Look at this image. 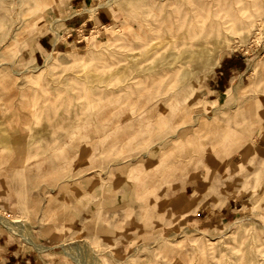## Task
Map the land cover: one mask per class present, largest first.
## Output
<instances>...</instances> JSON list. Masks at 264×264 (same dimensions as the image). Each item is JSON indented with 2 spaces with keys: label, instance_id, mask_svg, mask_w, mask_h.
<instances>
[{
  "label": "rangeland",
  "instance_id": "obj_1",
  "mask_svg": "<svg viewBox=\"0 0 264 264\" xmlns=\"http://www.w3.org/2000/svg\"><path fill=\"white\" fill-rule=\"evenodd\" d=\"M21 2L0 0V232L69 264H264V0Z\"/></svg>",
  "mask_w": 264,
  "mask_h": 264
},
{
  "label": "crops",
  "instance_id": "obj_2",
  "mask_svg": "<svg viewBox=\"0 0 264 264\" xmlns=\"http://www.w3.org/2000/svg\"><path fill=\"white\" fill-rule=\"evenodd\" d=\"M78 4L80 2L77 1ZM73 8V6H71ZM102 12L98 11L94 14L93 17L86 16V12L74 13L67 17L64 20V29L63 33H66V36L63 40L53 42L51 38L42 36L38 41L35 55H41L42 51L46 48L54 49L55 47L68 48L76 46L77 43H80L81 40L78 39V31H84L89 26L101 25L104 19L106 18ZM224 68L218 72L220 76L217 77V80H213L212 90L215 91V88L219 85L224 87L225 78L222 77L223 72L227 74L228 72H233L237 70L236 64L233 63L232 59H226L223 62ZM0 264H69L62 256L57 254L47 252L39 253L35 250H30L24 248L18 241L11 240L4 232H0Z\"/></svg>",
  "mask_w": 264,
  "mask_h": 264
},
{
  "label": "bare ground",
  "instance_id": "obj_3",
  "mask_svg": "<svg viewBox=\"0 0 264 264\" xmlns=\"http://www.w3.org/2000/svg\"><path fill=\"white\" fill-rule=\"evenodd\" d=\"M20 2H21V0H20ZM6 3H7V1H6ZM21 3H22V2H21ZM103 3H107V2H103ZM17 4H18V3H17ZM22 4H23V3H22ZM107 4H108V3H107ZM4 5H5V4H4ZM8 5H9V4H8ZM19 5H20V4H19ZM101 6L104 7L105 9L107 8V6H105L104 4H101ZM17 7H18V6H17ZM108 8H109V7H108ZM220 12H221V11H220ZM8 15H9V14H8ZM226 15H227V14H226ZM231 15H232V14H231ZM229 18H230V17H229ZM233 20H234V19H233ZM240 21H241V19H240ZM188 23H189V22H188ZM241 23H242V22H241ZM241 23H240V25H241ZM246 23H249V24H250V21H249V22H248V21L245 22V24H246ZM222 24H223V23H222ZM249 24H248V25H249ZM248 25H247V26H248ZM187 26H190V25L187 24ZM187 26H186V27H187ZM218 26H219V25H218ZM226 26H229V25H226ZM171 27H172V26H171ZM171 27H169V28H171ZM243 27H244V26H243ZM192 28H193V26H192ZM216 28H217V27H216ZM220 28H221V27H220ZM240 28H241V27H240ZM245 28H246V25H245ZM247 28H248V27H247ZM176 29H177V31L179 30L178 28H176ZM168 30H169V29H168ZM192 30H193V29H192ZM224 30H225V29H224ZM217 31H219V30L217 29ZM191 32H192V31H191ZM193 32H194V31H193ZM177 34H178V33H177ZM195 34H196V33H195ZM218 34H219V33H218ZM183 35H184V34H183ZM219 35H220V34H219ZM193 36H195V35H193ZM193 36H191V37H193ZM81 38H82V37H81ZM156 38H157V37H156ZM148 40H149V39H148ZM152 40H153V39H150L149 41H147L148 45L150 44V46H148V47H150V48H151V46L153 45V44L151 45V42H150V41H152ZM188 40H190V39H188ZM189 42H190V41H189ZM189 42H188V43H189ZM179 43H180V42H179ZM179 43H178V44H179ZM154 44H155L156 47H159V45L157 46V43L154 42ZM178 44H176V45H178ZM146 45H147V44H146ZM173 45H174V44H173ZM178 46H179V45H178ZM187 46H188V45H187ZM146 47H147V46H146ZM146 47H145V48H146ZM152 47L154 48V46H152ZM176 47H177V46H176ZM150 48H148V49L146 48V51H147V50L149 51ZM170 48H171V47H170ZM186 48H187V47H186ZM191 48H192V43L189 44V48H188V50H191ZM151 49H152V48H151ZM203 49H204V48H203ZM153 50H154V49H153ZM153 50H152V51H153ZM185 50H187V49H185ZM150 51H151V50H150ZM188 52L191 53V51H188ZM201 52H202V51H201ZM118 53H119V52H118ZM147 53H148V52H147ZM121 54H122V53H121ZM123 54H124V53H123ZM179 54H180V53H179ZM113 55H114V54H113ZM143 55H144V54H143ZM173 55H175V54H172V56H173ZM114 56H115V55H114ZM119 56H122V55H119ZM145 56H146V55H145ZM172 56L169 57V58L172 59ZM110 57H111V56H110ZM174 57H175V56H174ZM174 57H173V59H174ZM186 58H187V57H186ZM111 59H112V58H111ZM161 59H162V58H161ZM176 59H177V58H176ZM165 60H166V58H165ZM177 60H178V59H177ZM179 60H180V59H179ZM56 61H58V59L53 55V53L48 52V53L45 54V57H44V64H52V63H55ZM110 61H111V60H110ZM117 61H118V59H117ZM117 61H115V63H116V64H119V63H117ZM161 61H162V63H163V59H162ZM161 61H160V62H161ZM152 62H153V61H152ZM174 62H175V61H174ZM174 62H173V61H170V62H168V63H166V64H164V65L161 66L160 70L164 72V75H165V76L169 75L168 67L172 66V64H173ZM176 62H177V61H176ZM176 62H175V63H176ZM110 63H111V62H110ZM110 63H109V64H110ZM115 63H114V64H115ZM121 63H122V62H121ZM162 63H161V64H162ZM139 64H140L139 62H138V63L136 62L135 65H134V70H135L134 72H135V73L138 72L137 68H138V65H139ZM114 67H115V66H114ZM120 70H121V69H120ZM143 70H144V69H143ZM171 70H172V73H173V75H174L175 70H173V69H171ZM176 71H179V70H176ZM115 72H116V71H115ZM119 72H120V71H119ZM121 72H122V71H121ZM121 72H120V73H121ZM179 72H180V71H179ZM179 72H178V74H179ZM92 74H94V73H92ZM121 74H122V73H121ZM178 74H177V75H178ZM180 74H181V73H180ZM90 75H91V74H90ZM106 75H107V74H106ZM94 76H95V75H94ZM98 76H100V75H98ZM102 76H104V74H102ZM96 77H97V74H96ZM97 78H98V80L100 79L99 77H97ZM97 78H96V79H97ZM76 92H77V91H76ZM86 93H87V92H86ZM146 144H147V143H146ZM185 188H186V187H185ZM201 257H202V256H201ZM202 260H203V259H202ZM203 262H204V260H203Z\"/></svg>",
  "mask_w": 264,
  "mask_h": 264
},
{
  "label": "built area",
  "instance_id": "obj_4",
  "mask_svg": "<svg viewBox=\"0 0 264 264\" xmlns=\"http://www.w3.org/2000/svg\"><path fill=\"white\" fill-rule=\"evenodd\" d=\"M254 37H255V41H257L258 43L264 42V40H262L263 37L261 36L259 29L258 31H256V35Z\"/></svg>",
  "mask_w": 264,
  "mask_h": 264
}]
</instances>
